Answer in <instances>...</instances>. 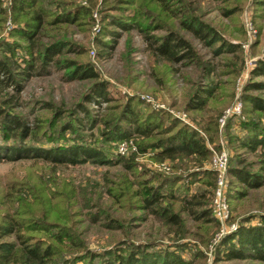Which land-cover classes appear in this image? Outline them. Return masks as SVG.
Here are the masks:
<instances>
[{
  "label": "rangeland",
  "instance_id": "1",
  "mask_svg": "<svg viewBox=\"0 0 264 264\" xmlns=\"http://www.w3.org/2000/svg\"><path fill=\"white\" fill-rule=\"evenodd\" d=\"M128 1L131 0H37V6L56 13L62 10V3L88 10L76 22L61 25L62 30L56 37L79 47L80 53L74 52L76 50L68 52V48H64L59 57L89 65L97 73L99 80L105 83L111 98L109 102L87 103L83 97L92 80H65L66 70L48 67L46 73L22 82L18 106L11 109V113L39 133L49 128L54 109L64 111L54 123V128H49L58 131V126L69 120L70 111L77 106L84 107L92 116L117 119L122 115L123 105L130 99L131 106L142 115L150 110L157 111L162 117L161 126L168 125L173 118L179 124L188 125L199 132L211 151L209 160L202 165L203 168L209 169L213 153L224 150L227 154L226 190L244 189V186L236 183L227 174V167L256 172L264 163V156L260 151L248 152L236 147L233 142L234 137H244L241 125L246 120H256L264 125V113L251 110L249 104L243 100L245 93L264 101V89L243 90L247 81H264V76L251 75L259 62L264 64V0H167L166 4H169L170 9L166 10L156 0H133L131 5ZM58 2L61 3L60 6ZM10 3L11 0H0V58L5 55L2 43L14 42L20 46L25 44L23 39L14 34L17 23L12 21L14 13L11 12ZM135 9L147 16L146 21H159L166 29L184 38L190 44L196 59L173 63L157 58L149 51L136 30L120 31L115 26L108 25L113 17L127 21L128 13L131 14ZM178 10L182 12L181 16H170ZM185 15L193 17L200 23V27L205 26L204 32L208 33V37L215 34L224 43L230 44L232 49L222 50L224 46H220V41L219 44L215 42L209 45L191 34L181 24ZM104 30L120 33L111 50L103 46L111 42L110 36ZM151 33L160 38L164 35V30H154ZM46 34L52 36L55 33L50 31ZM47 41V38L41 40L42 44ZM218 45L219 50L214 52L213 49ZM21 52L19 47L15 49V55ZM208 66L211 73L206 76L202 71ZM208 85H211L214 92L208 98L207 110L202 114L205 117L217 115L218 127L215 134L211 131L203 132L202 124L197 122L198 114L184 110V104L191 94L199 87H209ZM237 102L240 103L238 112L226 113ZM45 103L51 108L46 109ZM102 130L99 124L91 131L76 128L75 132L88 144L100 148L106 159L119 155L126 158L132 154L135 171L145 172L147 185L158 186L161 181L165 182L164 180L173 176L187 175L179 168V162L156 159L152 149L143 153L137 152L131 139L118 144L104 141L100 136ZM64 136H68L67 131ZM37 137L41 140L42 136L38 134ZM210 137L213 138L211 142L208 140ZM119 145H123L122 152H118ZM187 165L186 169L194 181L183 177L179 185L187 183L190 192H198L205 187L209 191L213 189L205 186V182L209 180L202 177L194 165ZM124 177L131 179L121 165L98 161L55 166L37 159L0 161V214L7 211L9 215L19 217L15 215V210L34 213L33 216L23 218L24 227L30 229L42 225L35 220L40 218L41 213L51 226L48 227L49 233H54L56 227H63L72 242L80 241L85 249L95 253L114 248L122 241L134 244L147 242L158 247L177 242L182 244L180 255L191 264H213L215 247L221 237L229 233L225 231L230 225L246 216H253L251 222L254 223L258 215L264 214V186L246 190L247 196L242 200L227 201L225 195L227 215L222 222L217 221L216 225L194 222L184 212H179L183 219L182 229L189 234L185 233L183 238L175 240L169 232L170 226L165 225L161 218L138 208L137 198L127 197L128 200L124 198L115 201L108 195L109 188L112 191L120 190L119 182ZM38 188L42 191L39 192ZM71 188L74 195L69 191ZM18 189L23 191L18 193ZM210 202L211 196L209 207ZM20 205H23V210ZM162 205L177 211L182 203L164 200ZM27 235L30 241L55 245L49 238L50 234L30 230ZM6 239L12 241L14 238L8 236ZM63 244L71 250H65L66 247L61 245L55 260L45 264H99V260L106 257L101 255V258L93 260H74L73 257L82 254L83 250L73 247L67 239ZM217 264L264 263L255 260H231Z\"/></svg>",
  "mask_w": 264,
  "mask_h": 264
},
{
  "label": "trees",
  "instance_id": "2",
  "mask_svg": "<svg viewBox=\"0 0 264 264\" xmlns=\"http://www.w3.org/2000/svg\"><path fill=\"white\" fill-rule=\"evenodd\" d=\"M156 1L160 2L163 10L170 9L169 4H166L167 0ZM36 2L37 0H11L10 3L11 12L14 13L12 21L17 23L14 34L23 39L25 44L20 46L14 42L2 43L5 55L0 58V161L37 159L52 166L75 165L86 161L118 164L129 173L131 179L124 177L119 182L120 190L112 191L109 188L107 189L108 195L115 201H121L124 198L128 200L127 197L137 198L139 209L161 218L165 225L170 226L169 232L173 236L172 239L178 240L183 238L185 233L189 234L182 229L183 219L180 218L179 212H184L187 218L194 222L200 221L216 225L217 220L211 215L209 207L212 189L209 191L205 187L198 192H190L187 183L179 185L183 177L194 181L186 169L188 168L187 164L194 165L197 172L209 180L205 182V186L213 187L215 179L212 170L202 167L203 163L209 160L211 151L206 147L205 139L199 132L188 125L179 124V121L172 118L168 125L161 126L162 117L157 114V111L150 110L142 115L131 106L130 99L123 105L122 115L117 119L92 116L84 107L77 106L70 111L69 120L58 126V131L51 129L54 128V123L59 120L64 111L54 109L48 125L51 129L48 128L39 133L38 130H33L17 115L11 113L10 110L18 106L22 82L32 76L46 73L48 67L66 70L65 80H92L83 97L87 103L109 102L111 98L106 91L105 83L99 80L97 73L89 65L59 57L64 48H68V52L76 50L74 52L80 53L79 47L56 37L62 30L61 25L76 22L81 15L87 14L88 10L81 6L62 3V10L56 13L37 6ZM128 3L131 5L134 1L131 0ZM58 4L60 6L61 3L58 2ZM181 15L182 12L178 10L170 16ZM182 18H184L181 21L183 28L197 38L209 45L215 42L219 44L220 41L222 43L220 46H224L222 50L223 48L232 49V46L224 43L219 36L212 34L208 37V33L204 32L205 26L200 27V23L193 17L185 15ZM146 19L147 16L144 13L135 9L131 14L128 13L127 21L113 17L108 21V25L115 26L120 31L136 30L149 51L157 58L173 63L191 62L196 59L190 44L184 38L176 32L166 29L161 22H148ZM154 30H164V35L156 38L151 33ZM50 31L55 34L45 35ZM104 31L110 36L111 42L107 43L108 45L100 44L105 46V49L111 50L120 33L114 30ZM43 38L48 39L47 43L42 44ZM220 46L215 47L213 51L217 52ZM17 47L22 49L19 55H15ZM202 72L206 76L210 75V66L203 68ZM251 75L264 76V64L259 62L256 68L251 71ZM208 86L196 89L185 102L184 110L198 114L197 122L202 124L203 132L211 131L215 134L218 127L217 115L205 117L206 115L202 114L207 110L208 98H211L214 92L211 85ZM253 89H264V81H247L243 86L244 92ZM243 100L249 104L251 110L264 113V101L261 99L243 93ZM45 108L50 109L51 106L45 103ZM99 124L103 128L100 131V136L104 141L118 144L131 139L137 152L143 153L152 149L156 159L179 162V168L183 170V174L187 175L173 176L164 180L166 183L161 181L158 186L147 185L145 172L135 171L132 154L127 155L126 158L119 155L113 159H106L100 148L88 144L81 135L75 132L76 128L91 131ZM241 126L245 135L242 139L233 138L236 147L248 152L258 150L264 156V125L251 119L246 120V123L243 122ZM225 128H227V124ZM66 131L68 132L67 137L64 136ZM38 134L43 137L41 140L37 137ZM228 138L230 139V136ZM212 139L208 138L210 142ZM227 174L236 183L244 186V189L231 188L230 190L227 188V201L229 199L242 200L247 196L246 190L264 186V163L258 167L256 172L245 171L238 167H227ZM22 191L17 190L18 193ZM69 191L74 195L72 188ZM164 200L180 201L182 205L179 210L173 211L170 206L162 205ZM20 206L23 210V205ZM15 211V215L19 217L9 215L7 211L0 214V264H45L50 260H55L54 257L60 253L61 245L66 247L65 250H71L70 247L63 244L65 239L69 240L76 249L83 250L82 254L73 257L74 260H93L105 255L106 257L99 260V264H191L180 255L182 244L177 242L158 247L153 243L134 244L122 241L114 248L95 253L85 249L80 241L72 242L63 227L60 228L61 230L56 227L54 233H49L48 227L51 226L43 219L45 218L43 214L39 213L40 218H35L42 225L29 229V227H24L23 218L33 216L34 213L24 210ZM34 211L37 212V209ZM251 219L253 216L240 218L235 223L236 228L221 237L215 247L213 264L231 260H255L264 263V214L258 215L257 221L254 223L251 222ZM30 230L50 234L49 238L55 242V245L30 241L29 235H27ZM8 236H12L14 239L7 241ZM197 255L200 256V254Z\"/></svg>",
  "mask_w": 264,
  "mask_h": 264
},
{
  "label": "built area",
  "instance_id": "3",
  "mask_svg": "<svg viewBox=\"0 0 264 264\" xmlns=\"http://www.w3.org/2000/svg\"><path fill=\"white\" fill-rule=\"evenodd\" d=\"M240 103H235L231 109L227 110L226 113L230 112H238ZM221 122V121H220ZM222 123V122H221ZM123 145H119L118 152H122ZM226 162H227V154L224 150H220L217 153H213L210 163L209 169L212 170L215 174L214 185L212 189L211 202H210V212L211 215L218 221L222 222L227 215V203H226ZM236 228L235 224L230 225L226 232H230Z\"/></svg>",
  "mask_w": 264,
  "mask_h": 264
}]
</instances>
